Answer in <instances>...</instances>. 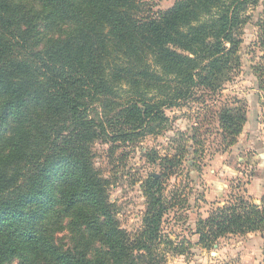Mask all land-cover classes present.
Here are the masks:
<instances>
[{"label": "trees", "instance_id": "obj_1", "mask_svg": "<svg viewBox=\"0 0 264 264\" xmlns=\"http://www.w3.org/2000/svg\"><path fill=\"white\" fill-rule=\"evenodd\" d=\"M259 0H177L154 11L142 0H0V264H165L184 251L162 234L173 198L165 181L185 162L200 169L199 133L177 131L160 178L142 183V226L122 228L98 142L160 135L165 110L222 94L239 72L242 28ZM262 51L253 73L264 89ZM216 119L225 149L247 121L242 103ZM193 181V180H192ZM264 232V201L231 197L197 235L204 248Z\"/></svg>", "mask_w": 264, "mask_h": 264}, {"label": "rangeland", "instance_id": "obj_2", "mask_svg": "<svg viewBox=\"0 0 264 264\" xmlns=\"http://www.w3.org/2000/svg\"><path fill=\"white\" fill-rule=\"evenodd\" d=\"M147 8L154 11L167 10L177 0H142ZM252 16L242 28L243 43L240 48V68L233 80L226 84L222 94H198L193 100L180 107L165 110L170 122L160 135L149 136L135 144L98 142L94 146L97 169L110 183L111 203L122 228L130 233L142 226V216L146 210V198L142 183L150 177L160 178L159 165L153 164L155 154L165 156L170 147L169 138L177 131L199 133L200 141L205 143V152L200 169L193 167L192 161L185 162L177 176L167 179L164 184L165 197L173 198L172 207L164 218L162 234L184 254H175L171 249L165 252V264H264V256L250 259V251L264 252V232L247 235H233L222 238L210 248L199 243L197 223L207 219L218 207L224 206L231 197L242 196L256 205L261 197L248 195V185L252 181V170L248 158L256 154L251 148V131H257L264 142V89L253 73L262 51L259 47L260 30L258 25L264 21V0L250 8ZM225 103L245 106L247 121L235 144L225 149L222 132L216 119L218 109ZM237 152L238 174L231 176L222 172L230 153ZM193 180V181H192ZM219 185L221 191H218ZM263 235V236H261Z\"/></svg>", "mask_w": 264, "mask_h": 264}, {"label": "crops", "instance_id": "obj_3", "mask_svg": "<svg viewBox=\"0 0 264 264\" xmlns=\"http://www.w3.org/2000/svg\"><path fill=\"white\" fill-rule=\"evenodd\" d=\"M250 137L252 138L251 148L256 151V154L248 158L247 164L252 170V181L248 185V195L264 198V142L259 138L257 131H251ZM238 155L237 152L233 151L230 153L227 163L222 166V172L231 176H236L238 170ZM218 191H221V186L219 185ZM252 234H248L250 237ZM263 236V235H261ZM249 258H261L264 256L263 251H250ZM260 260L255 262L259 264ZM253 264V263H252Z\"/></svg>", "mask_w": 264, "mask_h": 264}]
</instances>
